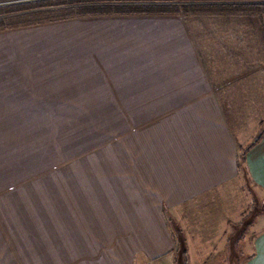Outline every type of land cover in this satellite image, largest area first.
Here are the masks:
<instances>
[{"label":"crops","instance_id":"crops-1","mask_svg":"<svg viewBox=\"0 0 264 264\" xmlns=\"http://www.w3.org/2000/svg\"><path fill=\"white\" fill-rule=\"evenodd\" d=\"M26 1L0 0V7ZM217 14L226 18L208 35L192 22L196 36L181 14L76 15L0 29V99L49 83L53 100L74 102L57 107L129 109L120 134L130 148L116 151L120 174L91 210L101 217L94 222L101 245L77 236L56 257L57 245H39L37 236L35 246L53 258L45 264H174L176 252L187 264H210L245 213L232 206L235 190L248 202L249 184L260 209L251 240L247 230L238 247L243 264H264V14ZM213 227L212 250L200 247L204 239L193 246L189 236Z\"/></svg>","mask_w":264,"mask_h":264},{"label":"rangeland","instance_id":"rangeland-1","mask_svg":"<svg viewBox=\"0 0 264 264\" xmlns=\"http://www.w3.org/2000/svg\"><path fill=\"white\" fill-rule=\"evenodd\" d=\"M181 15L191 22L194 36L197 33L192 22L202 25L208 35L211 23L226 18L203 12ZM231 15L227 18L233 19ZM50 87L49 83H43L39 93L12 91L10 94L17 98L0 99V264H45L53 260L45 249L35 246L37 236L42 241L39 245L42 243L46 248L57 245L54 248L57 250L50 254L56 257L64 253L59 246L77 241L83 235L86 240L101 245V227L94 224L101 217L91 211L92 206H101V189L111 185L120 174L114 163L116 151L129 149L131 145L128 135L120 134L127 130L121 119L128 118L129 109L57 107L54 105L74 102L53 100ZM125 168L128 170V165ZM245 181L248 183L244 177ZM239 195L235 190L232 206L243 208L242 221L228 230L227 250L219 252L210 264H221L217 262L220 258H224L223 264H243L238 237L248 230L251 240L252 223L260 207L254 202L256 191L251 184L248 202ZM193 205L188 212L196 220L202 204ZM218 206H222L221 199L215 200L211 205L213 210L208 212L216 214ZM171 226L177 242L180 236L184 244L176 225L171 223ZM213 226L216 228V221ZM214 227L208 229L209 235L198 233L204 237L189 236L193 246L199 245L197 238L204 239L200 247L212 250L214 246L206 242L218 238ZM205 252L206 257H211L212 251ZM176 254L178 259L174 264H187L184 253L183 257L181 252Z\"/></svg>","mask_w":264,"mask_h":264},{"label":"trees","instance_id":"trees-1","mask_svg":"<svg viewBox=\"0 0 264 264\" xmlns=\"http://www.w3.org/2000/svg\"><path fill=\"white\" fill-rule=\"evenodd\" d=\"M48 7L54 8L42 9ZM187 12L264 14V0H29L0 7V15L5 14L0 16V29L76 15ZM246 150V148L241 150L240 161L244 159ZM240 161L239 166L243 168Z\"/></svg>","mask_w":264,"mask_h":264}]
</instances>
